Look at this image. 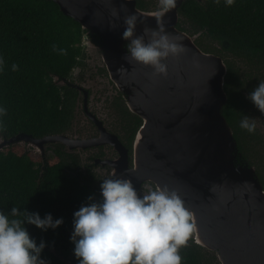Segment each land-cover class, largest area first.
Listing matches in <instances>:
<instances>
[{"label":"water","instance_id":"95a60500","mask_svg":"<svg viewBox=\"0 0 264 264\" xmlns=\"http://www.w3.org/2000/svg\"><path fill=\"white\" fill-rule=\"evenodd\" d=\"M51 1L80 24L88 44V35L98 37L99 64L123 93L128 109L142 119L133 142V167L129 168L128 150L95 117L99 137L73 140L64 134L36 138L18 133L0 138V152L26 143L40 153L45 166V147L49 144L59 143L70 150L110 144L119 153L118 159L110 162L116 179L130 180L137 192L147 182L174 190L193 214L194 241L216 253L221 264H264V189L254 167L241 160L223 115L228 99L223 59L202 51L196 38L177 28L185 0H178L163 23L167 33L181 38L187 51L179 58L163 61L168 76L156 78L151 68L124 61L125 42L120 38L124 17L135 12L145 20L138 25L137 35L145 26L155 29L153 12L138 9L135 0L127 4L124 0ZM113 9L120 15L114 21L115 29L109 27ZM56 80L63 84L66 78L56 76Z\"/></svg>","mask_w":264,"mask_h":264},{"label":"trees","instance_id":"16d2710c","mask_svg":"<svg viewBox=\"0 0 264 264\" xmlns=\"http://www.w3.org/2000/svg\"><path fill=\"white\" fill-rule=\"evenodd\" d=\"M136 3L138 9L150 10L144 0ZM179 13L188 28L181 24L177 28L191 36L200 34L196 45L220 56L226 65L224 89L228 99L223 115L241 160L255 168L264 188V115L246 99L263 82L260 77L255 79V72L263 71L260 76L264 77V0H237L231 8L210 0H185ZM84 35L80 24L65 16L51 0H0V56L6 65L0 75V104L7 109L6 130L0 138L18 133L41 138L62 134L70 127L76 93L58 86L54 77L67 78L75 67L82 66ZM53 45L67 50V56L53 52ZM14 64L19 71H11ZM119 110L127 120L124 128L131 145L142 119L124 107ZM245 118H259L262 128L256 127L255 134L250 135L239 127ZM53 152L45 166L40 156L20 147L0 152V211L8 214L16 207L21 212L38 213L42 219L48 214L53 221L63 219L55 231L25 227L37 246L45 242L41 259L46 264H78L74 245L69 242L73 214L94 194L87 184L66 174V170L78 171L77 157L66 154L61 146ZM201 249L191 236L180 252L183 264H211Z\"/></svg>","mask_w":264,"mask_h":264},{"label":"clouds","instance_id":"9594fccd","mask_svg":"<svg viewBox=\"0 0 264 264\" xmlns=\"http://www.w3.org/2000/svg\"><path fill=\"white\" fill-rule=\"evenodd\" d=\"M132 0H124L131 3ZM219 6L233 7L237 0H210ZM178 0H159L158 10L152 14L156 28L147 26L137 35L138 25L145 24L139 13L123 19L124 61L152 69V76L167 77L168 66L163 61L179 58L186 53L182 40L166 32L163 18L177 7ZM111 29L120 19L113 9ZM147 38V42H146ZM53 52L67 56V50L53 45ZM5 60L0 56V75L5 71ZM123 70V69H122ZM11 71L17 72V65ZM252 105L264 115V82L246 96ZM7 109L0 104V133L5 129ZM239 127L250 135L256 132L254 120L245 118ZM105 179L100 183V200L88 198L86 206L73 214V231L69 242L74 245L73 255L78 264H183L181 249L188 246L196 230L193 214L174 190L157 187L148 195L141 196L128 179ZM64 223L53 221L48 214L42 219L38 213L18 211L16 207L5 214L0 211V264H46L41 254L44 241L37 243L25 225L41 231H55Z\"/></svg>","mask_w":264,"mask_h":264},{"label":"flooded vegetation","instance_id":"af4514ba","mask_svg":"<svg viewBox=\"0 0 264 264\" xmlns=\"http://www.w3.org/2000/svg\"><path fill=\"white\" fill-rule=\"evenodd\" d=\"M88 37L90 38L88 44L89 53L83 58L82 66L75 67L79 68V73L72 78L71 74L75 69L74 68L70 73V76L66 78L63 86H61L73 89L76 93L73 106V118L70 127H68L62 134L67 135L73 140L99 137L101 132L92 119V117H95L102 123L106 132L117 136L122 146L128 150L130 168L133 167L132 154L135 136L131 141L132 143H130L131 145H129L128 141L130 139V134L128 133V130H125L124 128V125H127V120L122 118V112L119 110L121 107H124L125 109H128V107L123 93L111 80L107 69L99 64V62L102 61L98 55V45H100V40L95 35H88ZM88 57H90V59ZM77 118L80 120L78 126H76L75 123V119ZM87 124L94 128L96 134L88 135L84 138V128ZM49 145L45 147V156L47 155L46 152L50 150V148L49 150L47 149ZM52 145L54 146H51V154L54 153L53 151L56 146H61V149L66 154L76 156L79 165L78 171L83 169L88 176L91 177L90 180L92 182L95 181L97 189L100 188V183H102L103 180L112 178L115 169L110 165V162L117 160L119 153L116 148L110 144L71 150L67 146L59 143ZM77 150L81 152H75ZM93 150L97 151L94 152ZM73 152L75 153L73 154ZM98 168L101 172L97 171ZM113 178L116 179L117 177L115 176ZM156 188L157 187L153 183H143L138 189V194L145 196Z\"/></svg>","mask_w":264,"mask_h":264},{"label":"rangeland","instance_id":"374dc122","mask_svg":"<svg viewBox=\"0 0 264 264\" xmlns=\"http://www.w3.org/2000/svg\"><path fill=\"white\" fill-rule=\"evenodd\" d=\"M144 1L147 4H149V8H150L149 12H153L154 13V12H156L158 10L159 0H144ZM183 19H182L180 13H179V21H178V24H181L184 28H188L187 21H186V23H184L183 22ZM186 33L188 35H190L187 31H186ZM199 36H200V34H196V35L192 36V38L195 39V38H197ZM88 41L89 40H88L87 37H83L82 46L84 48V52H85V55L86 56L89 53ZM212 45H213V43H212ZM88 58L90 59V57H88ZM261 72H263V71H261ZM261 72L260 73H257V74L255 72V79H258L260 77V81L263 79V82H264V77L260 76ZM78 73H79V68H75L73 70L72 74H71V77L74 78V76H76ZM56 83H57L58 86H63V84L61 83L60 80H56ZM79 121L80 120L78 118L75 119L76 126H78ZM255 122H256V127L259 128V129H261L262 127L260 126V119L257 118L255 120ZM94 134H96L94 128L92 126H90L89 124H87L86 127L84 128V135H83L84 138L86 136H88V135H94ZM51 146H54V145H52V144L49 145L47 149L49 150V148H50V150H51V148H52ZM12 147H20L24 152H28L29 151V152H31L36 157L37 156L38 157L40 156V158H41V160L43 162V159H42V156L40 155V153L37 152L34 147H32V146H30V145H28L26 143H17V144H14V145L5 147L3 150H5L6 148H12ZM50 150L46 152V154H47L46 157H49L51 155ZM93 151L96 152L97 150H93ZM75 152H81V151L77 150ZM75 152H73V154ZM97 171L101 172V170L99 168H98ZM66 174H68L69 176H72V177H74V176L77 177L78 180H80V182L82 184H87L89 186V188H91V190L93 191V194H94L93 195V199H95L96 201H98V199L100 198V188L99 189L96 188L95 181L92 182L90 180L91 177H89L88 174L83 169L82 170H79L77 172L74 171V170H66ZM93 180H94V178H93ZM192 239H193V236H192ZM193 241H194V239H193ZM201 250H203V255H204V259L205 260H208V262H210L211 264H221L220 263V260L218 259L217 255H216V253L212 252L211 250L205 249V248H202Z\"/></svg>","mask_w":264,"mask_h":264}]
</instances>
